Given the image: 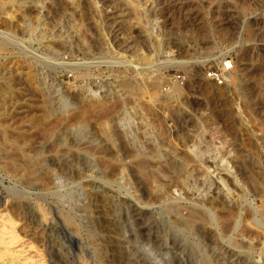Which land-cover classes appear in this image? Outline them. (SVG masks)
I'll return each instance as SVG.
<instances>
[{
    "label": "rangeland",
    "instance_id": "obj_1",
    "mask_svg": "<svg viewBox=\"0 0 264 264\" xmlns=\"http://www.w3.org/2000/svg\"><path fill=\"white\" fill-rule=\"evenodd\" d=\"M1 32L0 213L35 264L258 255L236 241L261 237L264 0H0ZM193 211L210 236L177 219Z\"/></svg>",
    "mask_w": 264,
    "mask_h": 264
},
{
    "label": "bare ground",
    "instance_id": "obj_2",
    "mask_svg": "<svg viewBox=\"0 0 264 264\" xmlns=\"http://www.w3.org/2000/svg\"><path fill=\"white\" fill-rule=\"evenodd\" d=\"M9 1H19V0H9ZM132 4V3H131ZM29 26H31V25H29ZM9 39H11L10 38V34H8V33H4V32H1L0 33V44L1 45H4V43H7L8 41H9ZM10 41H12V40H10ZM224 54V53H223ZM225 55V54H224ZM223 56V55H222ZM252 56V55H251ZM170 59V58H169ZM167 61V60H166ZM165 63H167V62H165ZM170 63V62H169ZM168 64V63H167ZM227 64H229V65H225V67L226 66H230V65H232L230 62H228ZM70 67H72V66H70ZM232 67H233V65H232ZM225 70L227 69H229V67H226V68H224ZM225 76V75H224ZM234 79V76L233 75H230V78H229V80L230 81H234L233 80ZM173 90H174V92H180V88L178 87V86H174L173 87ZM183 90V89H182ZM184 91V90H183ZM254 92V91H253ZM104 101V100H103ZM102 101V102H103ZM100 103V102H99ZM86 105V104H85ZM85 105L83 106V108L85 107ZM91 106V105H90ZM92 107V106H91ZM90 107V108H91ZM107 107H109V106H107L106 104H104V103H102V104H97L95 107H94V112H97V113H99L100 115H105L106 114V112H107V110H108V108ZM248 107V106H247ZM86 108V107H85ZM90 108H88V109H90ZM110 108V107H109ZM111 108H113V107H111ZM87 109V110H88ZM79 110H82V109H79ZM86 110V111H87ZM111 110V109H110ZM92 112H93V108H92V110H91ZM89 112V111H88ZM92 112H90L89 114H91ZM76 113V112H75ZM81 113H82V111H81ZM93 114V113H92ZM75 115H77V114H75ZM80 115V114H79ZM82 115V114H81ZM80 115V116H81ZM94 115V114H93ZM98 115V114H97ZM97 115H96V117H97ZM110 115V114H109ZM86 116H88V114L86 115ZM106 116V115H105ZM74 117L75 116H73V119H74ZM100 117V116H99ZM102 117V116H101ZM62 118V117H61ZM81 118V117H80ZM64 119H66V118H64ZM95 120H96V118H95ZM99 120V119H98ZM57 121H59V120H57ZM60 121H63V119L62 120H60ZM69 121H70V118H69ZM68 121V122H69ZM239 121V120H238ZM55 122V121H54ZM64 122V121H63ZM62 123V122H61ZM49 124V123H48ZM51 124H52V122H51ZM57 124V123H56ZM60 125V124H59ZM47 128V127H46ZM49 128V127H48ZM43 130V129H42ZM45 130V129H44ZM41 131V130H40ZM47 131V130H46ZM113 131V130H112ZM1 132V131H0ZM3 132V131H2ZM2 132H1V134H2ZM41 133V132H40ZM45 133V132H44ZM112 134V133H111ZM19 135V134H18ZM109 135V134H108ZM1 137V136H0ZM19 137V136H18ZM21 137V136H20ZM43 137V136H42ZM113 138V137H112ZM1 139V138H0ZM3 140V139H2ZM5 143H3V145H4ZM255 144V143H254ZM18 145V144H17ZM242 146V145H241ZM5 147V146H4ZM87 147V146H86ZM2 148V149H1ZM8 147H6V149H7ZM15 148V147H14ZM92 148V147H91ZM40 149V148H39ZM89 149V148H88ZM195 149H197L195 146H194V148L192 147V149H191V151H192V153H193V155H194V158H195V156H197V157H199V154H197L196 152H195ZM1 150H3V147H1V145H0V151ZM19 150V149H18ZM17 150V151H18ZM25 150V149H24ZM42 150V149H41ZM39 151V150H38ZM10 153V152H9ZM12 153H13V151H12ZM17 153V152H16ZM45 153V152H44ZM13 154H15V151H14V153ZM19 154V153H18ZM28 155L27 156H29V153H27ZM124 154V153H123ZM21 155V154H20ZM127 155V154H126ZM202 155V154H201ZM37 156V155H36ZM9 157H10V154H9ZM8 157V158H9ZM15 157V156H14ZM21 158V157H20ZM13 159V158H12ZM15 159V158H14ZM16 159H17V157H16ZM22 159V158H21ZM52 159V158H51ZM2 160V159H1ZM19 160V159H18ZM23 160V159H22ZM45 159H43V161H44ZM20 161V160H19ZM29 161V160H28ZM109 161V160H108ZM24 162H26V159H25V161ZM110 163V162H109ZM19 164V163H18ZM24 164V163H23ZM25 164H28V163H25ZM111 164V163H110ZM109 164V165H110ZM6 165L7 166H9V165H11L12 167V169H14V167L17 165V163H16V165L14 164V163H12V161L10 162V161H7L6 162ZM50 165V164H49ZM118 165H120V164H118ZM123 165V164H122ZM124 165H126V164H124ZM123 165V166H124ZM136 165H138V164H136ZM20 165H17V167H16V169H18V167H19ZM28 166V165H27ZM129 166V165H128ZM141 166V165H140ZM228 166V165H227ZM39 167V166H38ZM51 167V166H50ZM146 167V166H145ZM36 168V166L34 167V169ZM40 169H41V167H39ZM122 169H125V168H123V167H121ZM11 169V170H12ZM27 169V168H26ZM30 169V168H29ZM33 169V168H32ZM31 169V170H32ZM39 169V170H40ZM43 170V169H42ZM150 170V169H149ZM149 170H147V171H149ZM230 170V169H229ZM228 170V173L229 174H233L234 175V172L233 171H229ZM13 171V170H12ZM23 171V170H22ZM30 171V170H29ZM147 174H149L150 176H151V174L149 173V172H147L146 170H144ZM143 171V172H144ZM15 172V171H14ZM34 172H35V170H34ZM144 172V173H145ZM19 173V172H18ZM26 173V172H25ZM37 173H38V171H37ZM43 173H44V171H43ZM46 173V172H45ZM44 173V174H45ZM145 173V175H147ZM155 173V172H154ZM27 174V173H26ZM25 174V175H26ZM61 174V173H60ZM81 174V173H80ZM30 175V174H29ZM82 175V174H81ZM156 175V174H155ZM219 177H221L222 178V173H218L217 174ZM43 176V175H42ZM47 176V175H46ZM78 176V175H77ZM157 176V175H156ZM227 176V175H226ZM38 177H40V176H38ZM225 177V176H224ZM47 178V177H46ZM33 181H34V179L33 178H31ZM30 179V180H31ZM48 179H51V178H48ZM224 179V178H223ZM38 180V179H37ZM40 180V179H39ZM43 180V179H42ZM85 180V179H84ZM232 180V179H231ZM49 181V180H48ZM147 181V180H146ZM225 181V180H224ZM42 182V181H41ZM151 182V181H150ZM43 183V182H42ZM109 183V182H108ZM86 185L87 186H91V187H93V188H96V187H99L98 186V183L96 182V180L95 181H87L86 182ZM149 185V184H148ZM101 186V185H100ZM103 186V185H102ZM223 186V185H222ZM225 186V185H224ZM226 186H227V184H226ZM229 187V186H228ZM163 188V187H162ZM226 188V187H225ZM81 190V189H80ZM171 191V190H170ZM227 191L229 192V189H227ZM249 191V190H248ZM21 193V192H20ZM82 193V192H81ZM229 193H232V191L231 192H229ZM167 194V193H166ZM233 194V193H232ZM85 196V195H84ZM92 196V195H91ZM161 196V195H160ZM264 196V195H263ZM84 201V200H83ZM19 207V206H18ZM90 207H91V204H90ZM39 208H42V207H39ZM95 208V207H94ZM98 208V207H97ZM176 209V208H175ZM191 209H194L195 210V208H191ZM42 210V218H41V224L43 225V226H46V225H48V220H47V217L45 216V214L46 213H44V210L43 209H41ZM177 210V209H176ZM199 210V209H198ZM197 210V211H198ZM1 211V210H0ZM183 211V210H182ZM181 210H180V212H182ZM197 211H193V212H188L189 214H187V216H183L182 214H179V213H177V219L179 220V222H182V223H185L186 225H196L197 227H198V229L200 230V232L202 233V235H204V237L205 236H210V234H212V232H213V228L211 227V226H205V224H207V222L208 221H206V219L207 218H205V215H206V213L204 214V213H202V211L201 212H197ZM200 211V210H199ZM208 211V210H207ZM210 211V210H209ZM208 211V212H209ZM221 212V211H220ZM248 212H249V210H248ZM68 213V212H67ZM173 213V212H172ZM175 213V212H174ZM173 213V214H174ZM66 214V213H65ZM176 214V213H175ZM221 214V213H220ZM224 214V213H223ZM228 214V213H227ZM222 215V214H221ZM220 215V216H221ZM248 215H249V213H248ZM67 216V215H66ZM211 216V215H210ZM254 216H255V213H254ZM258 216V215H257ZM256 216V217H257ZM212 217V216H211ZM228 217V216H227ZM246 217V216H245ZM244 217V219L243 220H245L246 221V218ZM64 219H65V221L67 222H70L69 221V219L68 218H65V217H63ZM224 219V218H223ZM11 219H10V216L8 217L7 216V214H5V213H0V258H4V260H3V262H1V264H35V261H37V260H35V257L37 256V253L38 252H36V250L34 251L33 250V247L31 248V246H28V245H25L23 242H19V241H17L16 240V236L14 235V233L12 232V229H13V227H12V225L11 224H9L11 221H10ZM229 220H231V219H229ZM228 220V221H229ZM98 221V220H97ZM249 221V220H248ZM175 222V221H174ZM214 222V221H213ZM243 222V221H242ZM231 222H229V223H225V224H222V228H231V226H232V224H230ZM237 223V222H236ZM251 223V222H250ZM40 224V225H41ZM180 224V223H179ZM230 224V225H229ZM249 224V223H248ZM254 224H255V226L257 227V229L259 230L258 232H259V234H261V237L260 236H253V234H251V233H249V231L250 230H248V229H246L247 227L245 226H243V227H241L240 229H239V231H238V236H239V241H236V242H238V243H236L237 245L239 244V246H240V248H241V246L242 247H255L257 244H259V248H258V251H257V254L258 255H256V257H254V259L253 260H250V259H247V258H244L243 256H241V257H234L233 259H232V263L231 264H264V206L262 207V209H260L259 210V219H255L254 220ZM218 225V224H217ZM15 227V226H14ZM183 227V226H182ZM182 227H181V229H182ZM218 227V226H217ZM41 228H42V226H41ZM71 228V227H70ZM196 228V227H195ZM218 229V228H217ZM14 230V229H13ZM43 231V230H42ZM225 231H226V229H225ZM227 231H228V229H227ZM234 231V230H233ZM236 231V230H235ZM229 232V231H228ZM39 233V232H38ZM253 233H254V231H253ZM228 234V233H227ZM256 234H258L257 232H256ZM31 235V234H30ZM79 235V234H78ZM78 235H75V234H73L72 235V238H75L77 241V243L78 244H82V242H81V239H80V237L78 236ZM215 235V234H214ZM212 237V236H211ZM214 237V236H213ZM40 239H41V237H40ZM206 239V238H205ZM217 239V238H216ZM209 241V240H208ZM211 241V240H210ZM25 242H27L26 240H25ZM199 244V243H198ZM30 245V244H29ZM210 245V244H209ZM216 247V246H215ZM238 247V246H237ZM237 249V248H236ZM256 249V248H255ZM207 250V249H206ZM232 250L233 249H230V250H227L225 253L226 254H228L229 256H235L234 255V252H232ZM251 250V249H250ZM45 251V250H44ZM212 251V250H211ZM234 251V250H233ZM248 251V250H247ZM205 253V252H204ZM223 253V252H222ZM244 253H247V252H244ZM206 254V253H205ZM224 254V253H223ZM207 255V254H206ZM209 255V254H208ZM204 256V255H203ZM237 256V255H236ZM42 257V256H41ZM204 257H206V256H204ZM228 257V256H227ZM39 258V257H38ZM103 258V257H102ZM229 259V258H228ZM1 260V261H2ZM224 260V259H223ZM39 261H40V259H39ZM154 261V260H153ZM206 261H207V259H206ZM42 262V261H41ZM208 262H209V264H225V263H223L222 261H221V259H219V254H215V253H213V254H211L210 256H208ZM208 262H206V263H208ZM40 263V262H39ZM37 264V263H36ZM158 264V263H157ZM160 264V263H159ZM228 264V263H227Z\"/></svg>",
    "mask_w": 264,
    "mask_h": 264
},
{
    "label": "built area",
    "instance_id": "obj_3",
    "mask_svg": "<svg viewBox=\"0 0 264 264\" xmlns=\"http://www.w3.org/2000/svg\"><path fill=\"white\" fill-rule=\"evenodd\" d=\"M208 76L217 83H223V73L219 70L209 71Z\"/></svg>",
    "mask_w": 264,
    "mask_h": 264
}]
</instances>
